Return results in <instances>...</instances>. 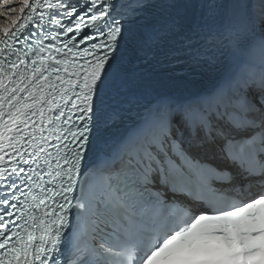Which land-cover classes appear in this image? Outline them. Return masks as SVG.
I'll list each match as a JSON object with an SVG mask.
<instances>
[{"label":"snow or ice","instance_id":"1","mask_svg":"<svg viewBox=\"0 0 264 264\" xmlns=\"http://www.w3.org/2000/svg\"><path fill=\"white\" fill-rule=\"evenodd\" d=\"M19 12L0 28V264H264V0Z\"/></svg>","mask_w":264,"mask_h":264},{"label":"bare ground","instance_id":"2","mask_svg":"<svg viewBox=\"0 0 264 264\" xmlns=\"http://www.w3.org/2000/svg\"><path fill=\"white\" fill-rule=\"evenodd\" d=\"M23 3L24 0H9L7 4H0V28L10 25L12 20L20 15L19 9L23 7ZM9 8H15V11H10Z\"/></svg>","mask_w":264,"mask_h":264},{"label":"rangeland","instance_id":"3","mask_svg":"<svg viewBox=\"0 0 264 264\" xmlns=\"http://www.w3.org/2000/svg\"><path fill=\"white\" fill-rule=\"evenodd\" d=\"M5 2V0H0V4H3ZM12 6V5H11Z\"/></svg>","mask_w":264,"mask_h":264}]
</instances>
